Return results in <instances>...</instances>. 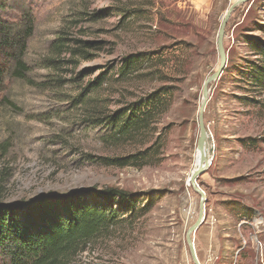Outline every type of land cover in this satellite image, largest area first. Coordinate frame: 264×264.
I'll list each match as a JSON object with an SVG mask.
<instances>
[{
	"label": "rangeland",
	"instance_id": "1",
	"mask_svg": "<svg viewBox=\"0 0 264 264\" xmlns=\"http://www.w3.org/2000/svg\"><path fill=\"white\" fill-rule=\"evenodd\" d=\"M234 1L0 0L4 22H32L29 70L23 79L7 72L0 92V203L128 191L141 207L150 202L146 212H122L75 263L194 264L186 234L200 195L187 179L203 84L219 64L217 33ZM257 23L264 26V0L235 7L224 32L227 65L209 85L203 120L212 153L196 179L204 211L192 234L200 264H264V90L243 76L260 60L248 39L264 40ZM130 55L138 71L120 80L117 67ZM105 70L113 76L94 89ZM154 98L153 114L129 135L95 120Z\"/></svg>",
	"mask_w": 264,
	"mask_h": 264
},
{
	"label": "trees",
	"instance_id": "2",
	"mask_svg": "<svg viewBox=\"0 0 264 264\" xmlns=\"http://www.w3.org/2000/svg\"><path fill=\"white\" fill-rule=\"evenodd\" d=\"M3 8L0 2V11ZM255 26L264 30L263 25L257 23ZM31 30L32 22L27 19L19 24L6 23L0 18V92L7 72L13 78L23 79L29 70L24 55ZM248 39L260 60L253 61L247 68L250 77L246 72H243V76L247 75V82L250 81L255 89L264 90V40L257 37ZM83 43L98 45L95 42ZM63 46L59 45L60 48ZM138 63L136 56L125 57L117 67L116 78L130 79L138 71ZM108 73L102 71L91 81L94 89L114 74ZM155 99L127 104L112 115L96 117L95 120L100 123L108 119L107 123L113 125L115 134L129 135L153 114ZM4 100L13 105L6 98ZM149 200L152 201L151 198ZM149 203L141 207L130 192L118 188L43 194L25 204L0 203V258L3 264H76L75 259L90 238L121 220L122 212H127L131 217L140 216L146 212Z\"/></svg>",
	"mask_w": 264,
	"mask_h": 264
},
{
	"label": "water",
	"instance_id": "3",
	"mask_svg": "<svg viewBox=\"0 0 264 264\" xmlns=\"http://www.w3.org/2000/svg\"><path fill=\"white\" fill-rule=\"evenodd\" d=\"M249 0H235L225 11L222 21L220 23V27L217 33V40H216V46H217V52L219 56V64L217 66V69L209 75L203 84V89H202V102L200 105L199 113H198V119H199V137L197 140V149L200 154V160L198 163V166L195 170L192 171L188 183L192 185L194 190L200 195V201H199V212H198V217L195 223L188 229L187 234H186V241L191 253V257L193 259L194 264H200L198 257L196 255L194 243L192 241V234L194 231L199 227V225L203 221V207H204V192L198 187L196 184V179L197 177L203 173L205 168L209 164V159H210V154L212 153L211 148L208 146V137L209 133L206 130L204 120H203V111L204 107L206 105L208 95H209V85L219 79L220 75L223 73L224 69L226 68L227 65V54L224 49V32H225V27L226 24L232 14V11L237 7L238 5L245 3Z\"/></svg>",
	"mask_w": 264,
	"mask_h": 264
},
{
	"label": "bare ground",
	"instance_id": "4",
	"mask_svg": "<svg viewBox=\"0 0 264 264\" xmlns=\"http://www.w3.org/2000/svg\"><path fill=\"white\" fill-rule=\"evenodd\" d=\"M233 1H234V0H233ZM199 160H200V154H199V151H198V149H197L196 152H195L194 162H193V167H192V170H191V172H190V175H191L192 171L195 170V169L197 168L198 163H199ZM190 175L188 176L187 181H189V177H190Z\"/></svg>",
	"mask_w": 264,
	"mask_h": 264
}]
</instances>
